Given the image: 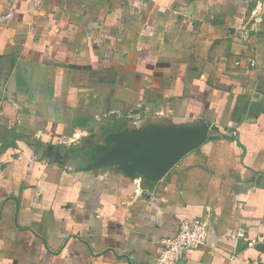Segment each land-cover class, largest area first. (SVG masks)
Listing matches in <instances>:
<instances>
[{
    "label": "crops",
    "instance_id": "crops-1",
    "mask_svg": "<svg viewBox=\"0 0 264 264\" xmlns=\"http://www.w3.org/2000/svg\"><path fill=\"white\" fill-rule=\"evenodd\" d=\"M203 121L154 188L94 164ZM192 220L181 264H264V0H0V264H154Z\"/></svg>",
    "mask_w": 264,
    "mask_h": 264
},
{
    "label": "water",
    "instance_id": "water-1",
    "mask_svg": "<svg viewBox=\"0 0 264 264\" xmlns=\"http://www.w3.org/2000/svg\"><path fill=\"white\" fill-rule=\"evenodd\" d=\"M210 136V125L152 123L111 136L93 155L98 167L112 166L154 188L187 154Z\"/></svg>",
    "mask_w": 264,
    "mask_h": 264
},
{
    "label": "built area",
    "instance_id": "built-area-1",
    "mask_svg": "<svg viewBox=\"0 0 264 264\" xmlns=\"http://www.w3.org/2000/svg\"><path fill=\"white\" fill-rule=\"evenodd\" d=\"M245 61L247 68H256L255 58L240 57L235 61L236 65H242ZM141 183V179H138ZM210 235V224L207 221H183L179 226L176 236L162 240L161 253L154 264H181L188 251L205 245Z\"/></svg>",
    "mask_w": 264,
    "mask_h": 264
},
{
    "label": "trees",
    "instance_id": "trees-1",
    "mask_svg": "<svg viewBox=\"0 0 264 264\" xmlns=\"http://www.w3.org/2000/svg\"><path fill=\"white\" fill-rule=\"evenodd\" d=\"M92 152H95V149H94V150H92Z\"/></svg>",
    "mask_w": 264,
    "mask_h": 264
}]
</instances>
